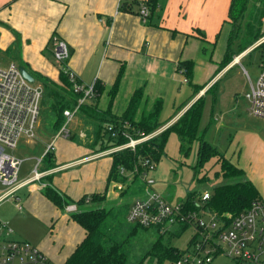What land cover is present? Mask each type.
I'll return each mask as SVG.
<instances>
[{
    "label": "crops",
    "instance_id": "0c3cea01",
    "mask_svg": "<svg viewBox=\"0 0 264 264\" xmlns=\"http://www.w3.org/2000/svg\"><path fill=\"white\" fill-rule=\"evenodd\" d=\"M134 1L0 0V58L6 59L8 53L18 52L16 58L31 71L57 81L58 65L50 61L44 51L49 46L53 58L52 38H58L69 50L67 66L83 83L98 82L103 87L101 94L87 104L99 110L108 107V90L122 68L111 104L112 112L120 114L133 91L141 88L144 94L142 110L161 99L159 122L164 124L162 127L169 126L218 76L213 77L215 71L210 70L211 59L217 39L222 38L226 48L230 27L225 21L230 0H157V7L147 22L136 13L139 6ZM212 2L215 4L211 5ZM121 5L123 7L119 8ZM129 5L133 11L126 10ZM226 26L228 30L222 34ZM14 60V57L9 58L6 65ZM186 60L193 62L187 81L178 65ZM233 63L235 61L222 71ZM204 83V89L194 97L193 86ZM119 97L122 104L125 102L120 111L116 110ZM164 105H168V112L162 117ZM73 118L76 126L69 132L77 139L57 140L58 150L52 149L49 161L53 167L45 169L48 163L40 160L37 169L44 173L43 176L18 191L25 189V199L23 202L18 194L21 209H16L20 212L26 207L40 224L50 227L49 234L38 238L34 246L53 264H62L84 238L85 232L69 218L72 213L58 209L42 194V189L52 187L69 203L85 195L105 194L102 201L93 203L99 207L111 201H106L108 198H113L107 182L111 157L94 156L97 152L90 146L91 127H83L76 114ZM214 121L211 117L210 123ZM63 147L68 153L64 154ZM229 161L243 170L244 178L256 187L264 201V155H253L250 161ZM32 170L21 180L27 179ZM131 198L125 202L127 208Z\"/></svg>",
    "mask_w": 264,
    "mask_h": 264
},
{
    "label": "trees",
    "instance_id": "16d2710c",
    "mask_svg": "<svg viewBox=\"0 0 264 264\" xmlns=\"http://www.w3.org/2000/svg\"><path fill=\"white\" fill-rule=\"evenodd\" d=\"M134 3L139 6L136 11L138 14L141 5L147 8L148 15L145 22L149 21L151 13L154 12L157 7V0H145L143 2H137L135 0ZM124 5L126 6L125 3ZM122 7L121 5L119 8ZM246 7L247 0H230L227 21H225L230 29L224 55L219 62L214 76L230 64L236 55L246 50L263 34L262 32L261 34H255V40L248 46L244 48L240 47L237 53L233 51L232 44L237 38L236 30L238 29V23L244 17ZM126 10L133 11V7L129 5L126 7ZM260 47H262L260 48V52L264 53V44ZM192 64L193 62L191 60L182 61L178 64L180 70H185V72L182 73L185 79L191 75ZM19 66L25 68L33 76L34 80L36 79L37 83L41 84L42 97L40 108L47 107L51 111L53 120L50 128L53 132H58L65 122L63 111L73 110L77 105L79 95L73 93L70 89L67 77L61 69L59 70L58 80L54 81L37 73H35L36 77H34L33 73L28 70L26 65L19 64ZM121 72L122 68L112 87L108 90L109 102L105 110H99L96 106L84 103L79 105L75 112L83 127H91L92 141L90 146H92L96 152L126 143L128 141V136L138 138L141 134L147 135L164 125L159 122V115L162 109L161 99L155 100L149 109L140 110L143 99V90L141 88L133 91L126 107L119 115H115L111 112V104L117 91ZM216 83L217 82H214L204 92L206 95H211L213 101ZM205 86L206 83L194 85L193 96L203 90ZM102 90L103 87L100 86L98 82L95 83L96 96L94 99L101 94ZM204 101L205 96H200L176 121L167 126L158 135L136 145L133 150L126 148L112 153L110 156L111 166L107 182L109 183L111 180L127 182V175L134 173V183L131 184L129 190H124L121 195L132 196L141 194L144 190V183L140 181L139 175L145 170L142 166V161L147 159L156 165V162L160 159L164 151L168 135L174 132L180 138L179 150L181 152L188 153L190 144L194 141H198L196 164L194 166L196 170L203 169L206 163L212 158H215L219 165V170L215 172V176H221L223 179H235L233 183H224L214 187L210 192V198L203 202L204 209L219 216L224 215V219L228 221L249 208L254 201L263 200L256 187L249 180L244 178L243 170L232 164L229 159L204 140V132L199 133V122L204 108ZM182 107L183 106H181L179 110ZM108 127H112V131H109ZM112 132L115 133L116 137L111 135ZM68 138L72 141L77 139L74 134H71ZM51 157L52 152L50 149L43 154L41 162L45 161L48 163V165H45V169L53 167L54 164L49 162ZM119 167L124 168L126 175L119 174ZM134 169H136L138 173H135ZM42 194L58 209H64L65 205L69 203L52 187L46 186L43 188ZM195 194V192L188 193L186 199L182 201L186 208H196L195 205L197 203L194 201ZM104 197L105 194H91L82 196L76 201L78 211L70 214L69 218L81 226L85 235L62 264H131V251L136 245H145L146 243L148 246L141 260L147 258L151 263L155 261L156 264H163L165 262L173 264V262L181 258L192 246V235L184 249L172 246L170 243L172 238L178 237L184 231L190 229L187 224H180L172 231L164 234H160L158 230L154 228H144L138 225H130L129 223L125 224L122 219L123 217L125 218L128 209L126 207L127 203H123L114 209L113 207L93 206V203L102 201ZM85 198H89L87 204L84 203ZM83 205H85V207H82ZM150 229H153L156 234H154L152 238H144L143 235ZM165 235H167L168 238L163 241ZM145 239H147L148 242L146 241V243H144ZM134 264H140L139 260Z\"/></svg>",
    "mask_w": 264,
    "mask_h": 264
},
{
    "label": "built area",
    "instance_id": "2783aa9c",
    "mask_svg": "<svg viewBox=\"0 0 264 264\" xmlns=\"http://www.w3.org/2000/svg\"><path fill=\"white\" fill-rule=\"evenodd\" d=\"M147 15V8L141 5L139 16L143 22L146 21ZM262 22L264 24V17ZM262 33V36L252 46L236 55L233 61L238 62L240 57L247 52L262 48L260 46L264 44V28ZM52 54L59 70L61 69L66 75L70 89L79 95L75 108L63 111L65 122L56 136V138H68L70 132L65 124L72 121L79 105L94 99L96 96L95 83H83L67 66L69 50L62 40L55 37L52 38ZM260 56L254 80L244 71L248 80V89L244 93V98L247 101L248 115L264 120V53L260 52ZM183 72L185 70L181 69V73ZM41 97V84L35 83V80L33 82L26 80L16 63L10 62L0 67V202L12 198L17 201L15 204L18 210L21 209L18 191L38 181L44 173L39 172L35 166L27 179L19 180L18 174L23 159L8 153L6 149L16 148L20 137L28 140L34 137ZM166 127H159L147 135L141 134L138 138L128 136L126 143L97 152L94 156H111L112 153L126 148L133 150L136 145L153 138ZM108 130L112 131V127H108ZM111 135L116 137L114 132ZM52 148V145L49 146L50 150ZM142 166L145 170L140 173L139 179L144 183V190L140 196L131 198L125 220L132 225L154 228L160 234L170 232L180 224H187L193 236L191 251L185 252L173 264H208L220 254L227 256L233 264H264L263 200L254 201L249 208L227 221L224 215L219 216L203 208V202L210 198V192L204 191L200 194L201 202L195 205V209L186 208L183 202L168 201L154 189L153 180L148 177V174L154 171L155 164L144 159ZM134 172L138 173L136 169ZM119 174L126 175L123 167H119ZM133 174L130 173L132 177ZM88 202L89 198H85L84 203ZM64 211L77 212V202L65 205ZM0 264L53 263L28 241L13 238L12 229L0 221Z\"/></svg>",
    "mask_w": 264,
    "mask_h": 264
},
{
    "label": "rangeland",
    "instance_id": "374dc122",
    "mask_svg": "<svg viewBox=\"0 0 264 264\" xmlns=\"http://www.w3.org/2000/svg\"><path fill=\"white\" fill-rule=\"evenodd\" d=\"M210 4L214 5L215 3L212 2ZM263 17L264 0H247L246 12L244 17L238 23V29L236 30L237 38L232 44V49L235 53L240 50V47L244 48L253 42V40H255V34H261L262 29L264 28L262 22ZM227 30L228 26L224 27L222 34H226ZM215 43L211 59L213 62L212 68H210L208 63V68L213 71H216L218 68L225 48L224 40L222 38L217 39V43ZM44 52L50 61L53 60V62L56 63L49 52V46ZM2 54L4 55L5 53ZM17 56L18 52H12L7 54L6 59L1 57L0 66H5L7 60L11 57H14L16 63L25 65L16 58ZM260 58V48H255L241 56L238 62L233 63V65L225 71H222L223 68L221 70L222 72L220 71V74H217V78L213 80V82H217L214 101L211 95H206L203 92L205 103L199 122V133L205 131L203 135L204 140L215 147L219 153L223 154L233 163H237L238 159L242 162L250 161L251 156L253 155H264V120L247 115L245 111L247 101L244 98V93L248 89V80L244 71H246L248 76L254 80ZM28 70L33 73L34 77H36V74L32 72L31 69L28 68ZM35 83H37L36 79ZM120 97L118 99V105H120V107L117 105V108L116 106V110L118 111H120L125 104V102L122 104ZM140 110H142L141 107ZM167 112L168 105H164L161 114L162 117H165ZM113 114L119 115L117 113ZM211 117L212 119L215 118V121L210 123ZM164 119L166 120L167 118ZM52 120L53 115L51 111L47 107L40 108L34 137L30 140L25 137H20L17 141L16 148L6 149L8 153L23 159L18 174L19 180L27 177L28 172L35 166H38V160H40L46 150L49 149V146L52 145L53 150H58V141L62 138H56L58 132H53L51 130L50 127ZM73 120L65 124L69 131L76 126V122ZM179 145V136L174 132H171L168 135L164 151L160 159L156 162L154 171L148 174V177L153 180L152 185L154 189L160 192L168 201L179 203L186 199L188 193L195 192L194 201L199 204L201 200L198 196L204 191L211 192L214 187L220 184H228L235 181L234 178L223 179L221 176H215V172L219 170V165L215 158H212L206 163L201 170H196L194 168L196 164L198 141H194L190 144L188 153L181 152L179 150ZM62 150L65 151L64 154L68 153V150L64 147ZM128 176L129 177L126 178L127 182H119L118 180H111L109 182V191H111L110 195L113 198H108L106 201H111L103 205L104 207H113L114 209L117 206H120V204L125 203L129 197L133 198L140 196V194L132 196L121 195L124 190H129L131 184L134 183L133 177L130 174ZM24 191L25 189L21 190L20 193L18 192V194L22 196L23 202L25 199ZM15 203H17V201L12 198L0 202V221L6 223L12 229V236L14 238L28 241L36 246L35 241L38 238L49 234L50 227L45 224H40L34 217V214H32L31 211H28L26 207L19 212L15 207ZM122 221L123 223L128 224L124 217ZM154 234H156L155 231L150 229L143 236L144 238H152ZM191 234V229H188L180 234V236L172 238L170 243L172 246L184 249L187 246ZM167 238L168 236L165 235L163 241ZM146 241L147 239L144 240V243H146ZM147 246L148 244L146 243L145 245L140 244L134 247L130 254L131 264H134L138 260L140 264H156L155 261L152 263L149 262L147 258L141 260ZM189 251H191V248ZM163 264L169 263L165 262ZM211 264L232 263L227 256L220 254L214 258Z\"/></svg>",
    "mask_w": 264,
    "mask_h": 264
},
{
    "label": "water",
    "instance_id": "95a60500",
    "mask_svg": "<svg viewBox=\"0 0 264 264\" xmlns=\"http://www.w3.org/2000/svg\"><path fill=\"white\" fill-rule=\"evenodd\" d=\"M21 75L28 80L29 82H33L34 78L33 76L22 66L19 67Z\"/></svg>",
    "mask_w": 264,
    "mask_h": 264
}]
</instances>
